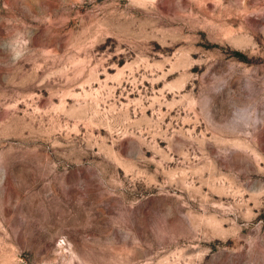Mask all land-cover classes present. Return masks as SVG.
Here are the masks:
<instances>
[{"label":"rangeland","instance_id":"rangeland-1","mask_svg":"<svg viewBox=\"0 0 264 264\" xmlns=\"http://www.w3.org/2000/svg\"><path fill=\"white\" fill-rule=\"evenodd\" d=\"M0 264H264V0H0Z\"/></svg>","mask_w":264,"mask_h":264}]
</instances>
